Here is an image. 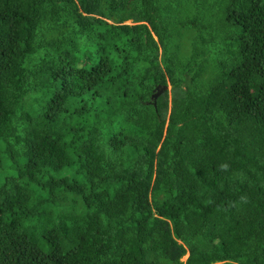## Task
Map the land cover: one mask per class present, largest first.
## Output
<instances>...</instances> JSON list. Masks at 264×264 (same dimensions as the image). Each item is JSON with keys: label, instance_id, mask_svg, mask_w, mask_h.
Listing matches in <instances>:
<instances>
[{"label": "trees", "instance_id": "16d2710c", "mask_svg": "<svg viewBox=\"0 0 264 264\" xmlns=\"http://www.w3.org/2000/svg\"><path fill=\"white\" fill-rule=\"evenodd\" d=\"M166 263L264 264V0H0V264Z\"/></svg>", "mask_w": 264, "mask_h": 264}, {"label": "water", "instance_id": "95a60500", "mask_svg": "<svg viewBox=\"0 0 264 264\" xmlns=\"http://www.w3.org/2000/svg\"><path fill=\"white\" fill-rule=\"evenodd\" d=\"M168 86L169 85H165L164 87L156 86L155 87L156 91L153 93L152 97L156 98L163 91V89H168Z\"/></svg>", "mask_w": 264, "mask_h": 264}, {"label": "rangeland", "instance_id": "374dc122", "mask_svg": "<svg viewBox=\"0 0 264 264\" xmlns=\"http://www.w3.org/2000/svg\"><path fill=\"white\" fill-rule=\"evenodd\" d=\"M129 22H130V21H129ZM170 87H171V86L169 85V86H168V89H170ZM187 255H188V254H185V255L182 257L181 260H182V261H185V259L187 258ZM166 264H170V263H166Z\"/></svg>", "mask_w": 264, "mask_h": 264}]
</instances>
